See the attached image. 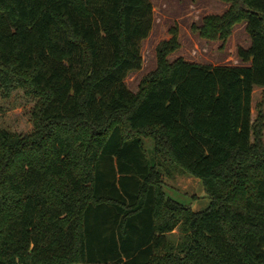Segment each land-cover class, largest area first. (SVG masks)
Segmentation results:
<instances>
[{"label": "trees", "instance_id": "16d2710c", "mask_svg": "<svg viewBox=\"0 0 264 264\" xmlns=\"http://www.w3.org/2000/svg\"><path fill=\"white\" fill-rule=\"evenodd\" d=\"M221 1L192 30L224 47L246 22L244 64L171 62L174 28L133 92L151 0H0V98L34 102L29 132L0 126V264H264V0ZM175 172L210 207L170 197Z\"/></svg>", "mask_w": 264, "mask_h": 264}, {"label": "rangeland", "instance_id": "374dc122", "mask_svg": "<svg viewBox=\"0 0 264 264\" xmlns=\"http://www.w3.org/2000/svg\"><path fill=\"white\" fill-rule=\"evenodd\" d=\"M154 6V24L150 36L143 42V68L131 73L126 82L128 87L137 92L142 78L156 68L157 44L172 37L174 28L179 29L180 49L168 58L171 62L184 58L213 66H239L244 63L238 56L239 48L248 49L251 38L246 31V22L235 26L232 36L223 47L221 41H209L193 32V25H201L208 15H222L230 4L221 0H151ZM34 102L27 100L22 91L14 93L9 100L0 98V126L19 132H29L32 128L30 111ZM260 108L264 113V87L257 86L253 94V119L256 120ZM146 148L151 157L154 154L153 138L145 139ZM167 194L177 201L190 205L195 211H203L210 207L211 200L206 196L199 179L189 175L176 173L167 178ZM183 238L181 230L169 234V239L179 243Z\"/></svg>", "mask_w": 264, "mask_h": 264}, {"label": "crops", "instance_id": "0c3cea01", "mask_svg": "<svg viewBox=\"0 0 264 264\" xmlns=\"http://www.w3.org/2000/svg\"><path fill=\"white\" fill-rule=\"evenodd\" d=\"M198 211V210H197Z\"/></svg>", "mask_w": 264, "mask_h": 264}]
</instances>
